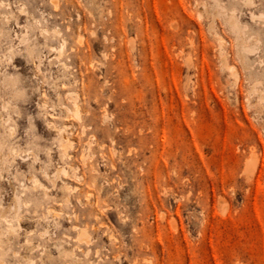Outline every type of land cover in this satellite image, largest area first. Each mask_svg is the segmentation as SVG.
Segmentation results:
<instances>
[{
	"label": "rangeland",
	"instance_id": "obj_1",
	"mask_svg": "<svg viewBox=\"0 0 264 264\" xmlns=\"http://www.w3.org/2000/svg\"><path fill=\"white\" fill-rule=\"evenodd\" d=\"M1 210L4 264H264V0H0Z\"/></svg>",
	"mask_w": 264,
	"mask_h": 264
},
{
	"label": "bare ground",
	"instance_id": "obj_2",
	"mask_svg": "<svg viewBox=\"0 0 264 264\" xmlns=\"http://www.w3.org/2000/svg\"><path fill=\"white\" fill-rule=\"evenodd\" d=\"M263 18V17H262ZM251 52V51H250ZM76 114L78 115L79 114V108H78V106H77V110H76ZM62 139H63V144H62V147H63V150H64V155H67L66 153H67V151H66V148L71 144V139H69L68 137H66V136H63L62 137ZM248 165H250V164H248ZM61 169V168H60ZM74 170V169H73ZM60 171V170H59ZM65 172V171H64ZM59 174V173H58ZM60 177V176H59ZM58 179H60V178H58ZM53 182H55V181H53ZM43 189H46L45 188V186H41ZM49 189V188H48ZM78 189V188H77ZM66 190V189H65ZM76 192V191H75ZM19 198V197H18ZM18 198H15V205H14V207L11 209V210H13V211H15V213H18L19 211H20V209H21V204H20V201H19V199ZM70 201V200H69ZM5 210L4 211H0V216H3V215H5ZM57 213V212H56ZM70 216V215H69ZM76 229V228H75ZM77 229H79L78 227H77ZM11 230H13V232L15 231V228H14V226H11ZM80 232L78 233V235H79V238H78V240H85V241H87V243H89V235H88V232H87V230L86 229H83V230H79ZM42 236H44V234H42ZM0 240H1V238H0ZM2 242H3V240H1ZM69 241V240H68ZM30 249V248H29ZM55 249H57V251H58V253H59V255L60 256H63L64 255V253H65V251H64V249H63V247H62V243H60V242H57L56 244H55ZM30 250H32V248L30 249ZM46 251H44V253H45ZM49 255L50 254H48V257H49ZM52 263H53V261H51ZM48 263V262H47ZM51 263V264H52ZM0 264H4L2 261H0ZM21 264H36L35 263V261H34V259H30V258H28V259H26V262H24V263H21ZM54 264V263H53Z\"/></svg>",
	"mask_w": 264,
	"mask_h": 264
}]
</instances>
